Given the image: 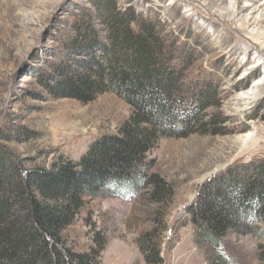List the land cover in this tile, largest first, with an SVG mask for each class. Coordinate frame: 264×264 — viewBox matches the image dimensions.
Instances as JSON below:
<instances>
[{
    "label": "rangeland",
    "instance_id": "374dc122",
    "mask_svg": "<svg viewBox=\"0 0 264 264\" xmlns=\"http://www.w3.org/2000/svg\"><path fill=\"white\" fill-rule=\"evenodd\" d=\"M116 1L156 22L174 55L167 67L182 70L194 90L211 87L213 105L197 122L205 128L161 137L146 156L148 173L164 180L171 196L156 202L147 189L89 201L64 231L66 246L94 264H147L140 243L149 238L161 264H264L263 218L245 235L229 233L211 247L195 240L187 212L209 179L239 165L264 166V0ZM90 8L89 0H0V136L13 139L0 138V146L24 169L58 156L77 160L129 116L111 92L82 104L55 99L43 85L59 41H72V24ZM18 132L29 139H14L27 137Z\"/></svg>",
    "mask_w": 264,
    "mask_h": 264
},
{
    "label": "trees",
    "instance_id": "16d2710c",
    "mask_svg": "<svg viewBox=\"0 0 264 264\" xmlns=\"http://www.w3.org/2000/svg\"><path fill=\"white\" fill-rule=\"evenodd\" d=\"M89 4L71 26L72 41L60 40L50 56L43 85L55 99L82 104L111 92L129 106V116L77 160L58 156L24 169L0 146V264H94L66 246L64 231L96 198L128 199L147 189L156 202L171 196V187L148 173L146 156L161 137L205 128L197 122L213 105L211 87L194 90L182 70L167 67L174 55L165 51L156 22L131 7L120 9L116 0ZM18 134L27 137L13 138L29 139ZM11 136L0 138L11 142ZM187 212L200 245L217 247L229 233L245 235L257 217L264 219V166L239 165L209 179ZM140 248L147 264L162 263L152 240L142 238Z\"/></svg>",
    "mask_w": 264,
    "mask_h": 264
},
{
    "label": "bare ground",
    "instance_id": "6f19581e",
    "mask_svg": "<svg viewBox=\"0 0 264 264\" xmlns=\"http://www.w3.org/2000/svg\"><path fill=\"white\" fill-rule=\"evenodd\" d=\"M251 6V5H250ZM262 23V22H261ZM259 24V23H258Z\"/></svg>",
    "mask_w": 264,
    "mask_h": 264
}]
</instances>
